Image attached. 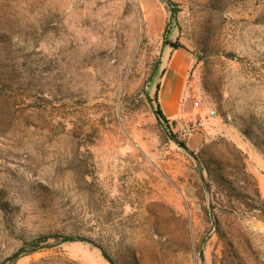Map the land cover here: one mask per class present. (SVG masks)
I'll use <instances>...</instances> for the list:
<instances>
[{"label": "rangeland", "instance_id": "obj_1", "mask_svg": "<svg viewBox=\"0 0 264 264\" xmlns=\"http://www.w3.org/2000/svg\"><path fill=\"white\" fill-rule=\"evenodd\" d=\"M176 58L171 116L157 90ZM251 170L264 0H0V264H110L95 244L113 264H264ZM50 232L84 239L31 250Z\"/></svg>", "mask_w": 264, "mask_h": 264}, {"label": "crops", "instance_id": "obj_2", "mask_svg": "<svg viewBox=\"0 0 264 264\" xmlns=\"http://www.w3.org/2000/svg\"><path fill=\"white\" fill-rule=\"evenodd\" d=\"M176 51L178 50L176 49ZM176 59L177 60L162 73L157 90L158 101L162 106L168 109V114L171 116L177 115L179 111L178 99L182 88L183 77V63L180 59ZM240 147L243 148L241 145ZM252 173L259 183L262 195H264V178H260L254 171H252Z\"/></svg>", "mask_w": 264, "mask_h": 264}, {"label": "trees", "instance_id": "obj_3", "mask_svg": "<svg viewBox=\"0 0 264 264\" xmlns=\"http://www.w3.org/2000/svg\"><path fill=\"white\" fill-rule=\"evenodd\" d=\"M164 42H165V44L169 45L170 47H172L174 49H176V48L181 46L180 43L175 42V41H166V39H164ZM154 113L160 119V121L165 123L166 118H165L163 112L161 111V109L158 106L154 109ZM166 131H167L168 135L174 141L178 142L179 144L181 143L179 140H177L175 134L173 132H171V130H169V128H167V126H166ZM210 144H211L210 146L208 144V147L213 146L215 144V141L214 142L211 141ZM180 145H182V144H180ZM230 154H233V153H230ZM234 157L237 160V164L241 167V169H243L244 168V158H243V155H242L241 151L238 150V149H235ZM199 161L202 162V160H199ZM212 162H214V161L212 160ZM203 166H204V168L206 170L207 175L211 177L212 173H211V170L209 169V164H207V163L204 164L203 163ZM51 239H54L55 243L49 242ZM83 239L84 238L76 236L74 234H62V233H56V232L55 233H51L50 232V233H41V234H38V235L32 237L27 242V244L29 245V247H31V250H36V249H39V248L48 247V246H51V245H54V244H58V243L63 242V241L83 240Z\"/></svg>", "mask_w": 264, "mask_h": 264}, {"label": "water", "instance_id": "obj_4", "mask_svg": "<svg viewBox=\"0 0 264 264\" xmlns=\"http://www.w3.org/2000/svg\"><path fill=\"white\" fill-rule=\"evenodd\" d=\"M168 28V23L165 24L164 26V29H163V35H162V38H164V35H165V32ZM145 95H146V98H148V94L145 92ZM100 252L102 253V255L106 258V260L110 263V264H113L112 260L110 259V257L106 254V252L98 245V244H95ZM24 249L23 248H19L17 250H15L14 252H12L10 255L6 256L2 262L4 261H7V260H11V259H14L16 258Z\"/></svg>", "mask_w": 264, "mask_h": 264}, {"label": "built area", "instance_id": "obj_5", "mask_svg": "<svg viewBox=\"0 0 264 264\" xmlns=\"http://www.w3.org/2000/svg\"><path fill=\"white\" fill-rule=\"evenodd\" d=\"M195 104H197V102H195ZM214 114V110L213 109H210L209 111H208V113L206 114V116H211V115H213Z\"/></svg>", "mask_w": 264, "mask_h": 264}]
</instances>
